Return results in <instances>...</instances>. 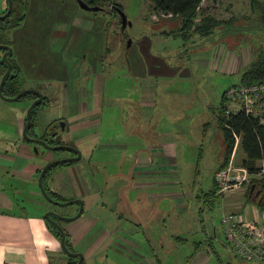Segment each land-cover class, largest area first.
Wrapping results in <instances>:
<instances>
[{"label":"crops","instance_id":"1","mask_svg":"<svg viewBox=\"0 0 264 264\" xmlns=\"http://www.w3.org/2000/svg\"><path fill=\"white\" fill-rule=\"evenodd\" d=\"M56 1L54 0L52 3ZM204 1L202 0L199 4L198 13L200 9H203ZM259 1L264 3V0ZM62 5L63 7L65 6V1ZM249 6L251 19L256 18L257 22H259V16L251 12L250 3ZM97 13L95 11L94 16L91 13L77 10L70 22V25L76 29L86 31L82 39L91 38V36L95 35V69H88L82 72L83 75L87 76L85 79L86 82L88 81L87 84L83 88L77 87V89H80V94L77 97L75 93L73 94L71 84L68 96H65L69 100L67 104L70 107L67 111L65 109L64 115L58 109V106L50 108L46 106L49 104L48 99H51L53 92L43 93L44 101L39 108L44 104V109L40 111L38 108L35 116L36 124L32 130L37 137L49 136L50 129L54 127L56 122L61 120L64 121L63 127H68L70 132L83 131L82 138L87 141L88 145H91V149L85 150L86 153H89H85L86 158H83L81 154L80 159L78 162H74L73 166H66L72 164V162L57 165L50 171L45 180L46 187L54 192L61 199V202L80 196L79 198L81 199L79 200L86 207V209L83 207L82 212L76 218L62 220V228L67 233L69 243L74 252L82 253L84 264H206L211 260L208 250L211 249L212 244L210 235L212 229L206 230L204 220L202 221V213L200 214L201 218L198 216L199 227L197 229L194 222L190 224L192 214L190 215L188 210L181 209L183 207L181 202L186 199L183 195V190L165 188L177 187L178 185L182 187V182H179L181 177L180 162L185 159L180 156L183 153L182 151L180 152V149H184L187 144H184L185 141L174 139V127L172 126L174 119L165 118L164 115H161L157 125L152 124L149 126L147 123L153 122L154 116H131L129 113L126 116L125 107L123 112L125 116H104V106L106 104H118L113 99L116 93L109 89L110 84L104 79L125 66H130L131 70L133 68L129 60L125 59V56L114 55V52L111 54V50L107 46L104 47L105 55L111 54L113 56L110 62L105 65L101 64L103 53H101L100 45L103 40H100V37H103V32L100 25L97 24L100 20L97 19H105V26H107L106 22L108 19L106 20L103 15ZM33 14V5L29 7L28 3L23 21L30 15L34 21L28 19L23 23V28L19 34L16 35L13 31L12 34L10 33V37L8 35L14 59L19 67L18 75L23 82L26 81V77L36 78L28 73V70L33 71L35 68L45 74L49 73L47 74L48 76H53L56 73L59 77L63 72H67L66 69L63 70V64L57 65L47 59L48 53H55L58 50L62 54L59 58L70 57V54L67 53V47H61L59 43H54L53 41L47 43V36H44L46 29L43 25L62 23V21H55L44 16L35 17ZM164 16H166L164 18H168L170 15L164 14ZM232 16L236 17V19L222 25L218 29L219 34L214 36L213 40L222 42L227 38V35L236 34L235 31L239 29L236 24L240 20H249L244 11L240 10L236 13H230L229 17L219 20L225 21ZM164 22L166 27L160 29L158 33L164 38L171 39L178 47H183L185 42L180 38L175 39L172 34L167 35V32H171L178 27V22L169 19ZM55 31L58 32L57 29ZM240 32H242L241 29L237 33ZM113 33L115 34V27L112 28V37ZM49 36L56 37V35L52 34H49ZM60 37L64 38V34H61ZM193 38L197 39L196 36ZM89 40L87 39V41ZM68 42L69 40H67ZM167 42L169 41L167 40ZM157 46L159 49H164V41H159ZM215 56L217 60L212 62V65L221 67L223 72H238L240 66L244 67L246 63L252 60L246 59V57L244 60L243 56H234L230 51H225L224 48L217 51ZM119 59H124L122 65L119 64ZM206 65H208V61H206ZM56 67L60 68L59 71L55 69ZM71 73L69 69L67 74L71 75ZM88 77L92 78L89 79ZM59 89L60 98H62L61 85ZM88 91L90 92V100L82 102L80 100L81 96L83 97V93ZM88 96L89 93L85 95V97ZM73 98H75V101L72 103L71 99ZM139 102L141 107L156 105V101L152 98L150 100L143 99ZM126 103V108H128ZM72 104L78 107L75 110V114L82 112V116H72ZM229 106L231 105L229 104ZM102 107L103 109H101ZM94 108L95 116H91L90 114L94 111ZM219 108L220 103L211 112V115L216 120H218L217 111ZM229 111L234 110L230 109ZM85 114L87 116H83ZM24 118L25 116L23 115L14 116L10 120V135L6 139H0V144L2 142L0 145V264H68L67 256L60 248L59 240L49 230L43 215L44 212L52 210L64 216H73L78 212L79 204L63 206L60 211L50 208L47 204L48 200L41 194L38 186V174L45 163L58 158L52 156L48 151L41 152V150H38L35 152L33 149L34 144L23 140ZM164 119L167 123L162 121ZM148 127L155 128L160 141L157 143L151 141V136H147ZM216 129L218 131L217 139H220V144L218 143V145L221 148L219 153V156H221L224 144L221 132L217 126ZM206 130L205 127L202 135L206 134ZM53 133L55 132H51V134ZM117 133L122 134V136L117 135ZM128 136L132 137L133 140H130ZM135 136L140 139L135 140ZM130 146H142V148L134 151L132 149L129 150ZM79 150L82 152L81 148ZM239 151L240 154H238ZM67 152L68 156L73 154V152ZM116 152L125 153L127 157L137 152L147 155L136 157L130 168L131 172L127 175L128 181L124 180L123 188L126 191L123 194L124 197L119 199L125 205L122 213L113 214V221L107 219L105 214L99 217L100 221H97L95 214L103 210V203H101V198L97 197L95 199V193H104L106 188L103 189L99 182L95 180V193L92 192L93 177L88 173L86 163H91L90 166L95 169V167L103 165V161L97 157L99 156L98 154ZM95 153L97 156H95ZM244 159L245 154L240 148V138L236 137L227 167H230L229 179L240 175L238 179L239 185H247L250 178V174L243 167ZM218 163H216V166ZM257 165L264 167V159H259ZM216 166L209 168H215ZM84 171L89 174L90 183L82 176ZM178 171L179 177L177 176ZM69 173L73 175L72 178ZM167 184H170V186H165ZM79 191L80 193H78ZM245 191L240 192L241 194H235L233 190H221L219 204L213 203L215 200L213 198L207 202L208 206L206 205V209H217L215 206L218 204V209L222 211L221 215L228 213L243 214L246 220L250 222L255 221V219L259 220V222H264V211L257 209L253 199L246 201ZM194 194L195 192H193ZM169 196L172 198H168ZM187 196L191 195L187 194ZM201 201L196 200L197 211L201 209V206H199ZM48 203L52 202L49 201ZM31 205L36 206L38 210L27 212L26 208ZM119 222L122 226L117 225ZM169 224H172L175 228H170ZM220 225L223 228L222 223ZM165 229H170L171 235H169L168 241L167 239L162 241ZM218 239L221 240L220 245L228 252L230 258L236 257L242 261L248 260L236 255L225 237ZM199 243L200 245H198ZM207 246L210 249H207ZM198 248L199 250H197Z\"/></svg>","mask_w":264,"mask_h":264},{"label":"rangeland","instance_id":"2","mask_svg":"<svg viewBox=\"0 0 264 264\" xmlns=\"http://www.w3.org/2000/svg\"><path fill=\"white\" fill-rule=\"evenodd\" d=\"M53 1L54 0H27V4L29 3V7L33 5V16L35 17L44 16L55 21H62V23L58 22L47 26L43 25L46 29L44 36H47V43L53 41L54 43H59L61 47H67V53L70 54V57L59 58L62 54L61 51L58 50L55 53H48L46 57L57 65L63 64V70L66 69L67 72H69L70 69L72 73L68 75L67 72H63L62 75L58 77L56 73H54L53 76H48L47 74L49 73L45 74L37 68L33 71L27 69L29 71L28 73L36 78L26 77L25 82L20 80V85L22 89H36L42 94L53 92L50 97L51 99H48L49 104L46 106L49 108L58 106V109H60L63 114L65 109L67 111L70 107L67 104L69 100L65 98V96H68L71 84L73 94L75 93L77 97L80 94V89H77V87L83 88L88 82L85 81L87 76L83 75L82 72L88 69H95V35L91 36V38L82 39L86 31L76 29L70 25V22L73 14L77 10L91 13L94 16L95 10L83 8L78 0H57L55 3H52ZM64 1L65 6L63 7L62 3ZM114 1L120 4L123 13L127 17V20L131 22V25H126L122 28L119 18L116 16H112V18L108 17L110 13H114L113 10L108 7L96 11L98 12L97 14L100 13L103 15L106 20L108 18L111 19V21L107 23L108 26H105V19H97L100 20L97 24L100 25L103 32V37H100V40H103L100 45L101 53H103L101 64L105 65L110 62L113 56L111 54L114 52V55L118 54L123 57L125 56V59H128L132 64L133 69L131 70L130 66H125L104 79V81L109 82V89H111L113 93H116L113 99L118 102L117 105L106 104L104 106V116H125L123 113L125 107L126 116L127 113L131 116H154L153 122L147 123L149 126L152 124L157 125L159 116L161 115H164L165 118H173L172 126L174 127V139L185 141L184 144L187 145L184 149H180V152H183L182 155L179 153V155L185 159L183 162H180L181 177L179 178V182H182V187L178 185L177 187L165 188H178V190H183V195L187 200L183 199V202H181L183 203V207L181 209L188 210L190 211V215L192 214L190 224L194 222L197 229V227H199L198 216L200 217L202 213V221L204 220L206 230H209V228L212 229L210 233L212 240L211 249L207 246V249H210L208 251L211 260L206 264H264L262 261H242L236 257L230 258L228 252L221 247V240L218 239L224 238L220 225L222 211L218 209V202H220L221 196L219 195L213 201L215 204L218 203L215 206L217 209H206L205 204L201 203L199 205L201 209L197 211V199L194 197L195 194L193 195V192L201 194L210 188L211 175L209 167L216 166V163L221 160V156H219L221 148L218 145V143L220 144V139H217V120L211 115V112L219 105L222 92L226 89L228 90L233 84L238 83L240 76L238 72H223L221 67L213 66L212 62L217 60L215 53L220 51L223 47L225 51H230L234 56H243L245 60V57L246 59H253L259 50L264 49V25L262 24L264 20L261 16L264 8L256 6L258 10H254V8L251 9L253 14L259 16V22H257L256 18L251 19L252 17L249 14L250 0H205L202 5L203 9L199 10V16L202 15L201 13H209L221 19L229 17L230 13H236L240 10L244 11L249 17V20H240V22L236 24V27L241 29L242 32L237 33L239 31L238 29L235 31L236 34L227 35V38L222 42H211L206 38L199 40L191 38L185 42L183 47H178L171 39L164 38L158 33L160 29L166 27L164 21L169 18H164L166 16H164L162 12L151 9L149 0ZM261 3L264 4L263 2ZM0 6V14H2L6 8L5 0H0ZM103 16L101 17L104 18ZM28 19L33 20V17L31 15L27 17L21 25L8 31L7 35L10 37V33L12 34L13 31L14 34H19L23 28V23ZM114 27L116 32L115 34L113 33L112 37V28ZM55 29H57L58 32H56ZM49 34L56 35V37H51ZM61 34H64V38L60 37ZM87 39L90 40L87 41ZM67 40H69L68 43ZM128 40H130L129 44ZM167 40L169 42H167ZM159 41H164V49L158 48L157 43ZM105 46L111 50V54L105 55ZM42 52L45 54L44 51ZM206 61H208V65H206ZM123 62L124 59H119V64L122 65ZM55 69L59 71L60 68L56 67ZM242 69L243 66H240V71ZM91 78L92 77L89 79ZM60 85L62 89V98H60ZM88 86L90 89V83ZM87 93H89V96L85 97ZM150 98L156 101V105L141 107L139 101L143 99L150 100ZM80 100L82 102L90 100V92L83 93V97L81 96ZM71 101L73 103L75 98L71 99ZM31 102L32 100L30 101V98L27 96L16 100H5L0 97V139H6L10 135V120L14 118V116H25L27 107ZM253 102L251 106L253 113H255L256 116H260L262 114V108L260 106L264 105V100H261L260 97L256 95ZM125 103L128 105V108H126ZM224 104L228 110H236L242 105V101L237 99L234 104H230L227 102L226 96ZM229 104L231 106H229ZM39 109L40 111L44 109V104ZM77 109V106L74 104L71 105L72 116H82V112H80V114H75V110ZM101 109H103V107ZM90 115L95 116V108ZM83 116H87V114ZM162 121L167 123L165 119ZM61 122L64 121L60 120L56 122L54 127L50 129L51 132L55 133L51 134V132H49V136L46 137L53 141H59L63 145L73 146L78 150L81 148L82 152H80L83 158H86V154L89 153H86L85 150L91 149V145H88L87 141L82 138L83 131L72 133L69 131L68 127L62 128ZM205 127L207 129L206 134L202 135ZM148 130L147 136H151L150 139L153 143L160 141L154 127H148ZM117 135L122 136V134L118 133ZM129 138L133 140L132 137ZM138 139L140 138L135 136V140ZM37 145L39 151H48L56 158L68 157L67 150H49L43 148L39 144ZM140 148H142V146H130L129 150L138 151ZM238 154H240V151ZM98 155L99 156L95 153V156L103 161L102 166L100 165L94 169L90 166L91 163L88 164L85 162L88 166V173L93 177L92 180L94 185L91 186L92 192L95 193V180L99 182L103 189L106 188L104 193H95V199L99 197L101 198V203H103V210L101 212H96L95 219L100 221L99 217L105 214L107 219L113 221V214H120L125 208L124 202L119 199L124 197L123 194L126 190H124L123 184L125 183L124 180L128 181L127 175L131 172V166L136 157L147 154H140L137 152L129 157H127L125 153L117 152ZM95 156L93 155V157ZM78 160L71 161L72 164L66 166H73V163L78 162ZM260 168L262 169L264 167ZM196 169H199V171ZM88 173L84 171L82 176L90 183L91 181L89 180L90 176ZM69 175L71 178L73 177L71 173H69ZM257 175L262 177L260 172ZM177 176L179 177V171ZM239 178L240 175L232 177L235 183L226 180V182L223 181V183H221L223 190H233L235 194L244 192L248 186L246 184L239 185ZM169 179H171V177H169ZM230 183L234 184L231 185ZM165 186H170V184ZM256 190L257 189L253 186L254 193ZM78 193H80V191ZM187 194L191 196H187ZM79 197L71 198L70 200L81 199ZM168 198L172 197L169 196ZM66 201L69 200L63 202ZM48 202L47 204L50 208L59 211L62 210L61 207L63 206ZM74 204L75 203H72L70 205ZM83 207L82 205V209ZM84 208L86 209V207ZM35 210H38V208L32 205L26 208L27 212H33ZM186 215L188 217L187 213ZM260 224L264 225V222L261 221ZM103 225L106 226L105 224ZM117 225L122 226L120 222ZM169 226L170 228H175L172 224H169ZM169 235H171L170 229H165V231H163L162 241L163 239H167L168 241Z\"/></svg>","mask_w":264,"mask_h":264},{"label":"trees","instance_id":"3","mask_svg":"<svg viewBox=\"0 0 264 264\" xmlns=\"http://www.w3.org/2000/svg\"><path fill=\"white\" fill-rule=\"evenodd\" d=\"M90 7L97 6L98 11L103 10L104 8H110L113 10L114 13H110L108 17L112 18V16L120 17L117 11L115 10L114 6H118L121 8L120 4L116 3L114 0H82ZM202 0H149V4L151 9L154 11H160L168 16L169 20H176L178 22V27L171 32H167V35H173L175 39L180 38L183 42H187L189 39L193 37H197L196 40L206 38L211 42L214 36L218 33V29L224 25L225 23L234 21L236 17L232 16L229 19L222 21L215 18L211 14H203L202 16H198V7ZM13 6L10 14L5 18H0V44H5L11 47V41L8 38L7 32L12 30L13 28L19 26L25 15V11L27 9V1L26 0H12ZM6 8L3 12L7 9V2ZM251 9L258 10L256 6H261L264 8V4H262L259 0H250ZM261 10V9H260ZM262 18L264 20V11L262 12ZM108 18L106 25L108 26V22L111 19ZM259 18V17H258ZM264 25V21H262ZM116 32V30H115ZM6 49H0V58L2 53ZM8 60L11 63L12 70L11 74L12 77H8L2 87V95L4 96H15L21 89L20 85V78L18 75L19 67L14 59V53H11L8 57ZM230 69V68H229ZM6 70V65L0 63V77ZM233 73V72H229ZM239 81L233 85L243 84V85H254V84H264V49L259 50L256 56L250 60L248 63L245 64L243 69L240 71ZM227 90V89H226ZM226 90L223 91L220 100V108L217 111L218 120H217V127L221 132L222 135V142L224 144L223 152L221 155V160L219 161L218 165L215 168H210V188L207 191L202 192L201 194L195 192V197L201 203L208 206V201L212 200L213 198H217L218 195L221 193V187L219 182L216 179V172L226 168L228 166L229 160L231 158V154L235 145L236 137L240 138V148L245 154V159L243 160V167L246 171L250 174V178L247 182V189L245 191L246 201H250L251 199L254 200L255 206L260 211H264V178L258 176L257 174L260 172L261 168L257 165V161L259 159H264V116H253L251 113H246L244 109H238L234 111H229L224 104L226 100ZM29 97L30 101L33 100L36 96L31 93H25L20 98ZM262 98L264 99V92L262 94ZM42 101L37 104L31 110L30 116V124L27 128V135L30 137H37L32 130L36 124L35 116L37 110L40 106ZM25 123V118H24ZM39 138L45 140L50 145L60 144L57 141H52L47 138L45 135L40 136ZM24 141H26L23 138ZM28 142V141H27ZM38 146L36 143H32ZM70 162H66L67 164ZM58 164H52L46 171L43 176L42 183L43 187L45 188L47 194L56 201H61V199L52 191H50L46 187L45 180L47 175L50 171L56 167ZM63 164V163H62ZM41 170V169H40ZM39 170V172H40ZM199 171V169H196ZM39 175V174H38ZM256 188V192H253V187ZM252 194V195H251ZM64 201V200H63ZM53 219L59 221L61 224L62 220H59L54 215H50ZM49 230L53 233V235L59 240L60 233L58 229L52 225L51 223L46 222ZM62 226V225H61ZM223 229V228H222ZM64 231V229H63ZM65 245L69 251L74 252L72 249L68 235L65 233ZM224 234V230H223ZM225 237V235H224ZM227 242L230 244L231 248L232 245L230 241L225 237ZM200 245V243L198 244ZM233 249V248H232ZM199 250V248L197 249ZM66 255V254H65ZM68 264H75L77 261V257H70L68 255ZM81 264H84V259Z\"/></svg>","mask_w":264,"mask_h":264},{"label":"water","instance_id":"4","mask_svg":"<svg viewBox=\"0 0 264 264\" xmlns=\"http://www.w3.org/2000/svg\"><path fill=\"white\" fill-rule=\"evenodd\" d=\"M78 1L80 2L81 6L83 8L93 9L95 11H97L98 8H99L97 6L90 7L88 4H86L82 0H78ZM6 2H7V9H6L5 12H3L2 14H0V18L7 17L10 14L11 10H12V6H13L12 0H6ZM114 7H115V10L117 11V13L119 14L121 27L124 28L126 25H131V22L127 20V17L123 13L122 9L119 8L118 6H114ZM129 43H130V40H128V44ZM0 49H6L2 53L1 58H0V63L6 65V70L4 71V73L2 74V76L0 77V97L2 99H5V100H16V99H19L25 93H31V94H34L36 96V98L33 99L32 102L28 105L27 110H26L25 123H24L23 128H22V136H23V138L26 141H28V142L39 144V145H41L45 149H49V150L64 149V150H67L69 152L75 153V155H71V156H68L66 158H58V159L50 160L47 163H45L43 165V167L41 168L40 172H39L37 182H38V186L40 188L41 194L48 201L52 202L53 204L61 205V206L70 205L72 203H78L79 204V211L74 216H63V215L58 214L55 211L48 210V211L44 212L43 217L45 218V220L48 223H51L52 225H54L58 229V231L60 233L59 243H60L61 250L66 255H68L70 257H77V261H76L75 264H81L82 261H83V255H82V253H80V252H72V251H69L67 249V247L65 245V234H64L63 228H62L61 224L59 223V221L53 219L50 215L56 216V218H58L59 220H71V219H74V218H76L81 213V210H82V202L79 199L69 200V201H66V202H61V201L53 200L47 194L45 188L43 187V183H42V179H43L44 174L46 173L47 169L52 164L66 163V162H71V161L78 160L81 157V152H80V150H78L77 148H75L73 146L63 145V144L50 145L45 140H43V139H41L39 137H30V136L27 135V128H28V126L30 124L31 110L33 109V107H35L37 104H39L42 101L43 94L40 91L36 90V89L26 88V89L20 90L15 96L8 97V96L2 95V92L1 91H2V87H3L6 79L9 76L10 77L13 76V74H11L12 66H11L10 61L7 58L12 53V48L9 47L8 45L0 44ZM61 126L63 128V122H61ZM33 149H34L35 152L38 151L36 145L33 146Z\"/></svg>","mask_w":264,"mask_h":264},{"label":"built area","instance_id":"5","mask_svg":"<svg viewBox=\"0 0 264 264\" xmlns=\"http://www.w3.org/2000/svg\"><path fill=\"white\" fill-rule=\"evenodd\" d=\"M220 50H223V47ZM263 92L264 84L233 85L227 90V102L234 104L235 100L240 99L242 105L236 110L244 109L246 113L256 116L251 108L254 103L253 99L258 95L261 100H264L262 98ZM260 107L262 108L260 116H264V105ZM229 170L230 167H226L216 172L215 176L220 182L221 190H223L221 184L223 181L234 182V179H229ZM260 174L264 178V168L261 169ZM220 221L223 225L224 235L230 241L236 255L252 261H264V225L260 224L259 220L255 219V221L250 222L246 220L243 214L228 213L222 214Z\"/></svg>","mask_w":264,"mask_h":264},{"label":"flooded vegetation","instance_id":"6","mask_svg":"<svg viewBox=\"0 0 264 264\" xmlns=\"http://www.w3.org/2000/svg\"><path fill=\"white\" fill-rule=\"evenodd\" d=\"M120 24H121V23H120ZM35 98H36V97H35ZM35 98H34V99H35ZM72 155H74V153H73Z\"/></svg>","mask_w":264,"mask_h":264}]
</instances>
